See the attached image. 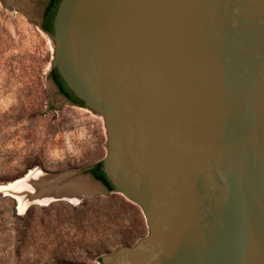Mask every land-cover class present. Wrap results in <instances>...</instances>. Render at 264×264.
I'll use <instances>...</instances> for the list:
<instances>
[{"label": "water", "instance_id": "1", "mask_svg": "<svg viewBox=\"0 0 264 264\" xmlns=\"http://www.w3.org/2000/svg\"><path fill=\"white\" fill-rule=\"evenodd\" d=\"M48 33L66 102L104 117L112 190L46 189L85 179L148 227L98 264H264V0H59Z\"/></svg>", "mask_w": 264, "mask_h": 264}, {"label": "rangeland", "instance_id": "2", "mask_svg": "<svg viewBox=\"0 0 264 264\" xmlns=\"http://www.w3.org/2000/svg\"><path fill=\"white\" fill-rule=\"evenodd\" d=\"M47 2L0 0V264H98L148 234L137 204L101 191L22 206L3 189L39 173L85 176L108 151L104 117L56 90Z\"/></svg>", "mask_w": 264, "mask_h": 264}, {"label": "bare ground", "instance_id": "3", "mask_svg": "<svg viewBox=\"0 0 264 264\" xmlns=\"http://www.w3.org/2000/svg\"><path fill=\"white\" fill-rule=\"evenodd\" d=\"M48 179H50V177H46L44 173H39L37 174L36 179L24 178L3 189L5 192L8 191L14 196L16 194L17 199L21 201L22 206H27L34 202L48 204L55 199L78 200L81 198L82 192L94 189V186L84 179H76L46 189V181H48Z\"/></svg>", "mask_w": 264, "mask_h": 264}, {"label": "flooded vegetation", "instance_id": "4", "mask_svg": "<svg viewBox=\"0 0 264 264\" xmlns=\"http://www.w3.org/2000/svg\"><path fill=\"white\" fill-rule=\"evenodd\" d=\"M59 0H48L47 4H45L44 8L41 10V16L43 19V25L42 28L45 29L47 32H49L51 30V22H52V18L57 6ZM57 76L56 71L54 70L53 73L51 74V77L53 78L54 76ZM54 81V80H53ZM54 85L56 86V90L58 91V93L67 101H74V97H72L69 92H67L66 90L63 89V91L61 92L59 90V87L57 84ZM92 168V167H91ZM89 168V169H91ZM88 169V170H89ZM90 173V172H89ZM99 182H101L100 180H98ZM102 183V182H101ZM103 184V183H102ZM105 186V185H104ZM106 187V186H105ZM107 188V187H106Z\"/></svg>", "mask_w": 264, "mask_h": 264}, {"label": "trees", "instance_id": "5", "mask_svg": "<svg viewBox=\"0 0 264 264\" xmlns=\"http://www.w3.org/2000/svg\"><path fill=\"white\" fill-rule=\"evenodd\" d=\"M53 71H54V68L51 69L50 74H52ZM53 80H54L55 84L58 85L59 90L62 92L64 87H63L58 75L57 76L55 75L53 77ZM100 167H101V162H98L91 169H89L88 172L91 173L93 178H95L96 180H100L107 187V189L109 191H111L112 186H111L110 182L107 180V178L105 177V175L103 174V172L101 171Z\"/></svg>", "mask_w": 264, "mask_h": 264}]
</instances>
